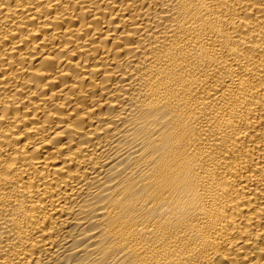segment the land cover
Listing matches in <instances>:
<instances>
[{
  "label": "bare ground",
  "instance_id": "obj_1",
  "mask_svg": "<svg viewBox=\"0 0 264 264\" xmlns=\"http://www.w3.org/2000/svg\"><path fill=\"white\" fill-rule=\"evenodd\" d=\"M0 264H264V0H0Z\"/></svg>",
  "mask_w": 264,
  "mask_h": 264
}]
</instances>
